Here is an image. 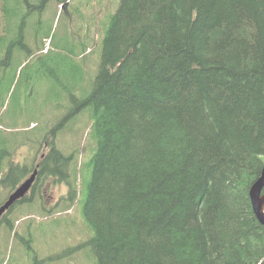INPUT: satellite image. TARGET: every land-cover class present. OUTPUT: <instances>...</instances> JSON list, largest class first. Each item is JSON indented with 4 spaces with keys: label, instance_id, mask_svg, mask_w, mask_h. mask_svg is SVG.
Listing matches in <instances>:
<instances>
[{
    "label": "trees",
    "instance_id": "obj_1",
    "mask_svg": "<svg viewBox=\"0 0 264 264\" xmlns=\"http://www.w3.org/2000/svg\"><path fill=\"white\" fill-rule=\"evenodd\" d=\"M111 14L93 88L68 111L92 108L90 159L58 147L65 119L38 163L4 168L0 141L8 196L39 170L2 219L13 227L9 214L52 179L69 186L54 208L83 203L98 264H264L250 198L264 168V0H120Z\"/></svg>",
    "mask_w": 264,
    "mask_h": 264
},
{
    "label": "rangeland",
    "instance_id": "obj_2",
    "mask_svg": "<svg viewBox=\"0 0 264 264\" xmlns=\"http://www.w3.org/2000/svg\"><path fill=\"white\" fill-rule=\"evenodd\" d=\"M31 1L42 7V0ZM63 4L49 0L43 9L31 10L25 0H3L0 58L6 62L0 71V141L13 153L4 158V168L9 160L38 163L49 149L52 129L63 119L68 122L55 137L63 152L85 140L92 108H84L76 120L68 111L93 88L111 13L120 0H66ZM24 19L25 46H21ZM80 149L79 162L88 156L89 160L90 146L80 145ZM78 179L81 183V176ZM2 191L0 185V199L8 196ZM68 191L66 182L47 180L42 198L34 197L38 203H26L21 209L18 205L9 214L13 227L0 221V264H98L80 199L76 202V197L70 214L54 208L67 202L63 198Z\"/></svg>",
    "mask_w": 264,
    "mask_h": 264
},
{
    "label": "water",
    "instance_id": "obj_3",
    "mask_svg": "<svg viewBox=\"0 0 264 264\" xmlns=\"http://www.w3.org/2000/svg\"><path fill=\"white\" fill-rule=\"evenodd\" d=\"M38 168L34 169L33 172L27 177L17 188L11 192L8 198L0 205V221L4 217L5 213L19 200L27 196L33 189L38 177ZM264 168L261 176L256 180L250 189V198L252 201L254 212L264 225Z\"/></svg>",
    "mask_w": 264,
    "mask_h": 264
},
{
    "label": "bare ground",
    "instance_id": "obj_4",
    "mask_svg": "<svg viewBox=\"0 0 264 264\" xmlns=\"http://www.w3.org/2000/svg\"><path fill=\"white\" fill-rule=\"evenodd\" d=\"M253 206V205H252Z\"/></svg>",
    "mask_w": 264,
    "mask_h": 264
}]
</instances>
